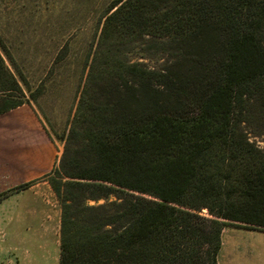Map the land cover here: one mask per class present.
<instances>
[{"label":"trees","instance_id":"16d2710c","mask_svg":"<svg viewBox=\"0 0 264 264\" xmlns=\"http://www.w3.org/2000/svg\"><path fill=\"white\" fill-rule=\"evenodd\" d=\"M99 24L44 176L59 264H221L228 222L264 230V0H112ZM24 89L0 34V115Z\"/></svg>","mask_w":264,"mask_h":264},{"label":"rangeland","instance_id":"374dc122","mask_svg":"<svg viewBox=\"0 0 264 264\" xmlns=\"http://www.w3.org/2000/svg\"><path fill=\"white\" fill-rule=\"evenodd\" d=\"M111 1H0V34L27 78L30 91L24 92L30 98L28 105L51 133L58 152L56 161L64 143L54 133H62L72 119L80 84L88 72L87 62L92 58V45L100 31L99 20ZM253 131L250 140L264 148V127L255 125ZM2 145L0 142V175L10 169L5 156L13 148ZM41 181L50 185L49 177L44 176L33 184ZM51 190L43 195L44 207L50 210L49 220L35 216L29 226L15 230L17 237L11 228H0V264H59L61 207L52 187ZM232 224L228 222L223 230L220 263L264 264V230ZM16 257L19 260L10 261Z\"/></svg>","mask_w":264,"mask_h":264},{"label":"crops","instance_id":"0c3cea01","mask_svg":"<svg viewBox=\"0 0 264 264\" xmlns=\"http://www.w3.org/2000/svg\"><path fill=\"white\" fill-rule=\"evenodd\" d=\"M0 142L13 146L5 156L10 169L0 175V194L38 180L48 174L56 163L58 152L55 143L37 112L28 104L0 115ZM51 191L48 182L41 181L9 193L0 201V228H11L17 237L18 231L15 230L29 226L35 216L49 220L50 210L44 207L43 195ZM14 260L19 258L10 259Z\"/></svg>","mask_w":264,"mask_h":264},{"label":"water","instance_id":"95a60500","mask_svg":"<svg viewBox=\"0 0 264 264\" xmlns=\"http://www.w3.org/2000/svg\"><path fill=\"white\" fill-rule=\"evenodd\" d=\"M204 212H206V213H207L208 211L205 209V210H204Z\"/></svg>","mask_w":264,"mask_h":264}]
</instances>
